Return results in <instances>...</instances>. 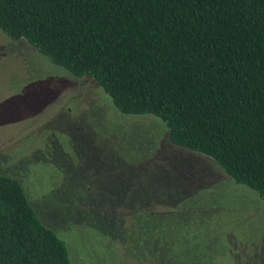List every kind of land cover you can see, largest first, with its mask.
I'll return each mask as SVG.
<instances>
[{"label": "rangeland", "instance_id": "374dc122", "mask_svg": "<svg viewBox=\"0 0 264 264\" xmlns=\"http://www.w3.org/2000/svg\"><path fill=\"white\" fill-rule=\"evenodd\" d=\"M0 173L20 182L72 264H264L253 190L173 145L160 119L119 112L91 77L1 31ZM192 196L194 214L170 212Z\"/></svg>", "mask_w": 264, "mask_h": 264}, {"label": "trees", "instance_id": "16d2710c", "mask_svg": "<svg viewBox=\"0 0 264 264\" xmlns=\"http://www.w3.org/2000/svg\"><path fill=\"white\" fill-rule=\"evenodd\" d=\"M0 31L91 77L119 112L160 119L173 145L264 200V0H0ZM196 199L170 212L194 214ZM0 264H72L20 182L1 173Z\"/></svg>", "mask_w": 264, "mask_h": 264}]
</instances>
